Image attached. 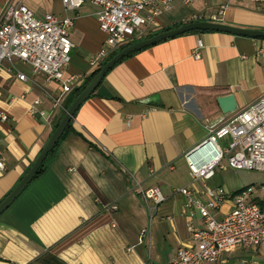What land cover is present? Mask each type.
Here are the masks:
<instances>
[{
	"label": "crops",
	"instance_id": "crops-1",
	"mask_svg": "<svg viewBox=\"0 0 264 264\" xmlns=\"http://www.w3.org/2000/svg\"><path fill=\"white\" fill-rule=\"evenodd\" d=\"M8 3L24 4L37 17H75L69 35L81 50L71 55L64 75H85L72 91L80 87L92 73L90 58L105 39L94 16L97 7L88 1L66 10L61 0H0V10ZM221 3V20L213 22L264 27L256 3ZM183 6L182 0H172L138 37L201 21L194 17L219 10L208 0H193L187 10ZM195 50L199 58L193 57ZM9 64H0V112L7 115L0 121V202L28 171L72 92L55 107L59 83L47 82L20 60L12 62L15 69ZM26 66L27 73L21 69ZM16 71L26 79L19 80ZM228 93L236 109L264 93V40L193 30L121 59L79 105L44 170L0 214V264H169L188 241L187 222L198 226L202 221L197 213L189 215L186 198L175 192L185 185L204 190L202 181L191 180L183 154L207 135L205 118L212 123L230 116L216 102ZM34 99L45 116L28 114ZM138 185L159 189L165 199L158 204L145 199ZM227 186L222 182L210 188L234 194L248 187ZM110 205L116 209H107ZM238 263L262 264L264 251L235 248L211 264Z\"/></svg>",
	"mask_w": 264,
	"mask_h": 264
},
{
	"label": "built area",
	"instance_id": "built-area-1",
	"mask_svg": "<svg viewBox=\"0 0 264 264\" xmlns=\"http://www.w3.org/2000/svg\"><path fill=\"white\" fill-rule=\"evenodd\" d=\"M61 1L66 10H75L86 1L97 7L94 16L105 39L89 60V71L93 72L111 52L140 36L143 26L154 25L156 17L170 8L172 0ZM192 1L182 0V3L189 6ZM233 1L262 5L259 8L264 12V0ZM224 8L225 5L220 4L216 13L194 18L220 21ZM74 19L73 16L60 17L53 13L37 17L20 3H8L0 10V64L5 61L15 69L12 62L20 60L28 64L33 73L42 74L47 82L59 83L60 95L53 99L55 107H61L64 97L86 77L83 74L64 75L74 47L69 35ZM199 56L195 50L193 57ZM16 75L19 80L26 79L19 71ZM39 104V99H34L28 114L45 116V111L37 109ZM229 114L228 118L220 117L212 123L205 118L207 135L183 154L191 180L202 181L204 190L194 191L185 185L176 188L175 192L186 198L189 215L197 213L203 226L198 228L191 221L187 222L188 241L177 249L169 264L213 263L222 252L240 247L264 251V183L256 187L261 195H254L250 187L228 194L221 187L210 188L205 183L216 170L225 167L264 172V93ZM6 120L7 115L0 112V121ZM3 169L0 158V170ZM138 188L145 199L151 198L156 204L165 199L157 188L142 190L140 185ZM225 203L229 208L222 210ZM107 209L114 210L116 206L110 205Z\"/></svg>",
	"mask_w": 264,
	"mask_h": 264
},
{
	"label": "water",
	"instance_id": "water-1",
	"mask_svg": "<svg viewBox=\"0 0 264 264\" xmlns=\"http://www.w3.org/2000/svg\"><path fill=\"white\" fill-rule=\"evenodd\" d=\"M193 30L221 31L235 35L248 36L252 38H264V30L262 29L243 28L219 22L201 20L188 22L176 28L159 32L148 38L138 40L120 49L115 55H113L100 67L99 71L91 78V80L84 87V89L74 98V100L65 109L63 116L51 132L49 138L47 139L44 146L41 148L39 154L34 159L28 171L23 175V177L14 186V188L6 195V197L0 202V214L19 196L23 189L35 177L43 160L54 147V145L58 142L59 138L64 132V129L66 128L69 121L73 118L74 113L79 107V105L92 94V92L100 84L103 77L109 71L110 68H112L122 58L126 57L128 54L136 50L152 45L161 40L171 38L173 36ZM216 102L221 112L225 114L232 113L236 109V101L232 93L216 97Z\"/></svg>",
	"mask_w": 264,
	"mask_h": 264
},
{
	"label": "rangeland",
	"instance_id": "rangeland-1",
	"mask_svg": "<svg viewBox=\"0 0 264 264\" xmlns=\"http://www.w3.org/2000/svg\"><path fill=\"white\" fill-rule=\"evenodd\" d=\"M208 1H213V3H216V10L217 11L219 9V6L221 3V0H208ZM262 7V5H260ZM259 6V7H260ZM185 10H187L190 6H183ZM259 8V11H255L256 13H258L260 16H262L264 18V12L263 10H261ZM252 11V10H250ZM262 30H264V27L261 28ZM81 50L80 47H74L72 49V53H70V55H73V53H79V51ZM80 54V53H79ZM28 65V64H27ZM29 66V65H28ZM21 67V69L23 71H25L26 73L29 72V67ZM216 174V175H215ZM214 174L213 178H211L210 180L206 181V183L208 184V186H214L215 184L218 183H222L224 182V188H228L227 185H231L233 184L234 187H243V186H248L252 189L254 195H261V193L259 192V190L256 188L259 184L264 183V173L263 172H259V171H253V170H230V169H225V170H216V173ZM227 182H229V184H227ZM198 185H200V181H198L197 183ZM202 221H200L198 223V226L195 227H202ZM244 251H246V255H247V249H245ZM211 264V263H209ZM240 264V263H238Z\"/></svg>",
	"mask_w": 264,
	"mask_h": 264
},
{
	"label": "trees",
	"instance_id": "trees-1",
	"mask_svg": "<svg viewBox=\"0 0 264 264\" xmlns=\"http://www.w3.org/2000/svg\"><path fill=\"white\" fill-rule=\"evenodd\" d=\"M180 26V24H175L173 27H178ZM170 27L168 28H163L159 31H155L153 32L152 34L148 35L146 38L154 35V34H157L159 32H163V31H166V30H169ZM143 39V37H137L136 39H133L132 41L128 42L127 44H125L124 46L116 49L115 51L111 52L103 61L102 63L100 64V67L108 60L110 59L113 55H115L120 49L124 48L125 46L129 45V44H132L138 40H141ZM258 39H262L264 40V38H258ZM132 53L128 54L127 56H130ZM126 56V57H127ZM123 59V58H122ZM100 67L96 70H94L88 77L87 79L85 80V82L80 86V87H77L75 88L71 93L70 95L67 97L66 101H65V109L68 107V105L74 100V98L84 89V87L89 83V81L91 80V78L99 71ZM111 69V68H110ZM109 69V70H110ZM64 114V113H63ZM71 129V120L69 121V123L67 124L66 128L64 129V132L63 134L61 135V137L59 138L58 142L54 145V147L51 149V151L47 154V156L45 157V159L43 160L42 164L40 165L39 169H38V172L37 174L35 175V177L40 174L45 166H46V163L48 161V159L53 155V153L55 152L59 142L65 137V135L69 132V130ZM34 177V178H35Z\"/></svg>",
	"mask_w": 264,
	"mask_h": 264
}]
</instances>
